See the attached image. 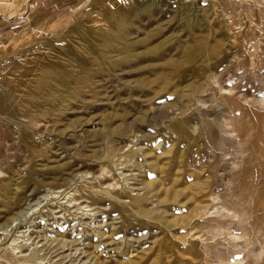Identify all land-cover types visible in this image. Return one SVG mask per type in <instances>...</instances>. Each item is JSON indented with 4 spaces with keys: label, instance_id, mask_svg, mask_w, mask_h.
Masks as SVG:
<instances>
[{
    "label": "rangeland",
    "instance_id": "rangeland-1",
    "mask_svg": "<svg viewBox=\"0 0 264 264\" xmlns=\"http://www.w3.org/2000/svg\"><path fill=\"white\" fill-rule=\"evenodd\" d=\"M263 142L264 0H0V264H264Z\"/></svg>",
    "mask_w": 264,
    "mask_h": 264
},
{
    "label": "bare ground",
    "instance_id": "bare-ground-1",
    "mask_svg": "<svg viewBox=\"0 0 264 264\" xmlns=\"http://www.w3.org/2000/svg\"><path fill=\"white\" fill-rule=\"evenodd\" d=\"M126 14H128L127 12H126ZM130 14V13H129ZM132 14V13H131ZM120 15V14H119ZM122 15V14H121ZM126 18H127V16H126ZM132 19V18H131ZM134 19V18H133ZM115 21V20H114ZM130 22V21H129ZM122 23H124L123 22V20H122ZM127 23H128V21H127ZM131 23V22H130ZM115 25H116V23H115ZM117 25H118V23H117ZM126 25H128V24H126ZM131 25V24H130ZM133 25V24H132ZM118 27V26H117ZM125 27V29H124V31L126 30V32H128L129 31V29H130V26H124ZM129 27V28H128ZM118 28H120V27H118ZM132 28V27H131ZM113 29H115V28H113ZM121 29H123V27L121 28ZM117 30V29H116ZM119 32H121L122 33V31L119 29L118 30ZM119 35H120V33H119ZM123 35H125L126 36V33L125 34H123ZM121 36V35H120ZM122 38V37H121ZM124 39H125V37H124ZM126 39H127V37H126ZM129 40V39H128ZM199 55H200V51L198 50V49H193V50H191L189 53H187V58L189 59V58H195V59H197L198 57H199ZM190 68H191V66H190ZM196 69V68H195ZM190 70V69H189ZM191 71V70H190ZM33 101V100H32ZM30 102L31 104L33 103V102ZM28 105V104H27ZM30 105V104H29ZM33 105V104H32ZM33 107H34V105H33ZM264 143V142H263ZM263 145V144H262ZM181 154V153H180ZM175 161V160H174ZM182 162V161H181ZM181 164V163H180ZM189 164V163H188ZM186 169H187V167H186ZM190 169V168H189ZM183 170H185L184 168H183ZM186 171L187 170H185L184 171V173H186ZM190 172V171H189ZM181 173V172H180ZM172 176V175H171ZM170 175H166V177H165V182L166 183H168L169 185H171L170 183L173 181V179H172V177H171ZM176 176V175H175ZM178 176V175H177ZM184 176V174L183 175H181V176H179V177H177L176 179L179 181V182H181V183H184V185H186V183L184 182V181H187V180H185L186 179V177L184 178L183 177ZM174 177V176H173ZM187 183H188V181H187ZM208 183V182H207ZM183 185V186H184ZM207 185V184H206ZM187 186V185H186ZM178 189H179V187H178ZM174 196H175V192L174 191H172L171 190V188H169L168 189ZM185 192H184V189L183 190H181V191H179V192H176V197H180L179 195H181V194H184ZM238 244V243H237ZM219 252L220 253H224V254H226V256H225V258L226 259H231V254H230V252L229 251H223L222 249H220L219 248Z\"/></svg>",
    "mask_w": 264,
    "mask_h": 264
}]
</instances>
